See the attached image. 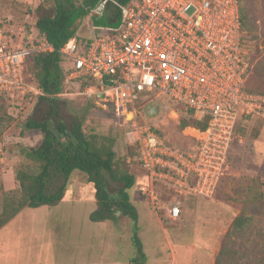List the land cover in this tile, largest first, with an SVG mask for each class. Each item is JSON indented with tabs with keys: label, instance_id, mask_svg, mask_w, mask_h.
Listing matches in <instances>:
<instances>
[{
	"label": "built area",
	"instance_id": "obj_1",
	"mask_svg": "<svg viewBox=\"0 0 264 264\" xmlns=\"http://www.w3.org/2000/svg\"><path fill=\"white\" fill-rule=\"evenodd\" d=\"M107 1L90 13L102 14ZM111 1L121 12L118 25L92 26L89 42L71 37L59 49L33 23L1 20L0 97L14 108L34 102L43 92L25 79L26 58L57 50L66 62L64 89L57 95L94 96L127 124L143 173L138 193L174 221L181 197H212L228 175L230 148L242 138L237 124L264 120V95L244 89L254 66L253 44L243 40L238 0ZM153 100L164 112L176 114L180 106L183 115L208 119L207 125L186 126L190 142L169 145L144 120V106Z\"/></svg>",
	"mask_w": 264,
	"mask_h": 264
},
{
	"label": "rangeland",
	"instance_id": "obj_2",
	"mask_svg": "<svg viewBox=\"0 0 264 264\" xmlns=\"http://www.w3.org/2000/svg\"><path fill=\"white\" fill-rule=\"evenodd\" d=\"M38 6L50 12L53 1L0 0V21L12 18L23 25L34 23ZM256 22L260 31L261 25ZM76 34L85 38L93 36L89 15L80 20ZM252 44L255 64L264 68L263 38ZM34 72V69L30 70L31 75ZM59 97L61 115L67 122L73 116L83 117L86 131L115 138L113 148L119 169L128 171L140 182L143 173L130 149L127 124L119 123L112 109L102 108L94 96ZM3 102L0 99L3 104L0 105V210L2 189L11 190L17 186L12 175L13 167L25 160L19 155V145H33L40 138L37 130H28L24 126L25 119L33 114L35 101L24 100L16 108ZM45 108L40 105L33 116L41 117ZM174 110L176 114L168 108L158 118L144 116V120L170 143L186 146L190 139L184 133L185 127L179 126L181 107L176 106ZM230 165L228 175L218 183L212 197H181L180 217L174 221L156 210L152 201L139 195V183L127 190L138 212L137 234L146 255L145 264H212L224 233L240 211L251 215L253 220L250 227L238 234L233 264L255 260L259 255L257 248L264 246V201L259 198L264 195L262 118L248 121L241 140L233 141ZM121 186L122 183L109 179L108 189L113 195ZM93 193L85 174L74 170L67 181L65 196L57 205L21 209L0 228V264H131L129 261L135 256L130 239L133 221L128 217L115 221H91L89 213L96 207ZM162 193L160 190L159 194ZM164 199L168 197L159 200ZM252 248L257 250L256 253H252Z\"/></svg>",
	"mask_w": 264,
	"mask_h": 264
},
{
	"label": "trees",
	"instance_id": "obj_3",
	"mask_svg": "<svg viewBox=\"0 0 264 264\" xmlns=\"http://www.w3.org/2000/svg\"><path fill=\"white\" fill-rule=\"evenodd\" d=\"M52 1L53 9L50 12H46L43 6L36 8L38 14L33 24L56 49L71 37H77L83 42L91 40L76 34L78 23L85 16H90L91 26H116L120 21V9L111 0L106 2L105 10L100 15L90 13L100 0ZM114 1L125 4L130 0ZM238 9L244 31L243 40L245 42H255L258 38L264 40V0H238ZM10 20L19 24L12 18ZM256 21L261 25L260 31ZM251 60L254 61L252 54ZM65 67L66 62L57 50L45 54H32L26 58L24 77L43 92L35 98L32 113L34 114L42 104L46 108L41 117L31 114L24 121L25 128L37 130L40 138L33 145H19V155L25 160L13 167V177L17 186L11 190L2 189L0 228L24 207L57 205L65 196L70 174L74 170H79L85 174L94 191L96 207L89 213V219L94 222L115 221L120 217L131 219L133 226L130 239L135 256L129 262L145 264L146 255L137 234L138 212L127 193L128 189L137 184V180L128 171L119 169L113 148L115 144L113 136L86 131L83 117L73 116L69 122L62 117V104L57 93L64 89ZM253 68L246 77L244 89L264 95V68L256 66L255 61ZM33 69L35 72L31 75L30 70ZM0 99L4 103L5 100L1 97ZM2 103L0 105H3ZM207 121L208 119L200 121L182 114L179 126L204 129ZM246 125L241 121L236 126V131L241 136L245 133ZM166 142L176 146L167 140ZM130 145L135 158L137 147L135 144ZM109 179L122 183L114 195L108 189ZM259 198L260 201H264V195H260ZM252 220L253 217L245 211L235 215L224 233L212 264H233L238 234L250 227ZM257 250L259 255L254 261L246 264H264V246L258 247ZM257 250L252 248V253H256Z\"/></svg>",
	"mask_w": 264,
	"mask_h": 264
},
{
	"label": "water",
	"instance_id": "obj_4",
	"mask_svg": "<svg viewBox=\"0 0 264 264\" xmlns=\"http://www.w3.org/2000/svg\"><path fill=\"white\" fill-rule=\"evenodd\" d=\"M162 109V104L156 100H153L144 106V113L150 119L158 117ZM117 214L119 211L116 212Z\"/></svg>",
	"mask_w": 264,
	"mask_h": 264
},
{
	"label": "crops",
	"instance_id": "obj_5",
	"mask_svg": "<svg viewBox=\"0 0 264 264\" xmlns=\"http://www.w3.org/2000/svg\"><path fill=\"white\" fill-rule=\"evenodd\" d=\"M164 109H165V108L162 107L161 112H160V115L163 114V113H165V112H164ZM173 114H174V113H173ZM160 115H159V116H160ZM159 116H158V117H159ZM158 117H155V118H153V119H156V118H158ZM187 130H188V132H189L190 129H188V128L185 129V132H184V133H187ZM12 175H13V173H12ZM132 202H133V201H132ZM117 236L120 237V239H121V236H119V235H117Z\"/></svg>",
	"mask_w": 264,
	"mask_h": 264
}]
</instances>
